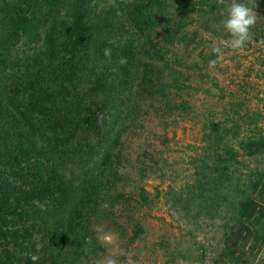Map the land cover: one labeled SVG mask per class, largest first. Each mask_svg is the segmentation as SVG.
<instances>
[{"label": "trees", "instance_id": "1", "mask_svg": "<svg viewBox=\"0 0 264 264\" xmlns=\"http://www.w3.org/2000/svg\"><path fill=\"white\" fill-rule=\"evenodd\" d=\"M91 1L0 0L3 4L0 7V24H3L0 26V233L26 220L27 207L33 206L35 211L42 212V204L56 200L67 210L62 223L71 226L69 231L63 230L65 235L69 232L64 244L60 239L43 242L38 259L28 258L27 264L45 261L59 264L65 252L75 255L85 251L91 237L87 221L98 211L103 216L107 196L118 195L115 190L124 168L126 147L121 141L122 124L129 116L134 119L149 109L148 102L141 101L144 97L137 100V95L149 94L151 105L167 117L166 111L180 106L191 108L187 100L177 102L174 94L168 93L172 87L190 88L189 76L178 70L168 72L170 80H167L160 67L157 77L152 73L156 70V58H164L162 48L153 42L155 37L159 38V44L173 41L188 20H194L189 15L192 12H199L206 21L222 24L227 5L232 2L123 0L124 11L143 40L141 45L146 57L141 69L135 72V78L139 79L138 91L129 99L131 110L126 116L115 106L118 97L109 93L113 73L106 75L104 71L118 68V59H133V55L126 57L131 52V40L128 41L131 36L122 32L120 39L112 43L107 39L98 41L99 32L102 35L111 32L95 23ZM173 9H178L179 17L173 16ZM215 10L222 14L223 18L217 17L220 21L208 17L209 11ZM36 42L40 43L33 46ZM148 44L151 46L147 47ZM20 45L27 48L22 49ZM105 49H111L110 56L104 55ZM99 58L101 62L108 61L103 64L105 69L101 63L96 65ZM100 90L105 94H99ZM229 116L233 117L230 113ZM233 119L232 126L214 119L209 122L205 137L210 143L205 147L208 153L205 163L181 193L185 194L186 201H191L197 196L195 189L204 191L207 185L208 189L216 186L214 192L218 197L230 184L229 192L235 191L239 196L232 202L234 216L224 232L221 257L224 264H254L251 255L255 261L264 258V172L252 170L246 179L242 174L237 175L241 157L234 144L241 145L248 155H259L264 152V132L246 135L231 145L226 141L227 134L239 128L238 118ZM139 147L143 149L141 144ZM74 176L80 181L73 179ZM86 185L91 192L84 190L85 196L95 198L91 211L82 205ZM116 199L111 205L115 202L127 206L125 224L130 222L140 232L141 224L134 212L135 199ZM10 242L0 238V247ZM9 253L8 248L1 250L0 264L13 260Z\"/></svg>", "mask_w": 264, "mask_h": 264}, {"label": "rangeland", "instance_id": "2", "mask_svg": "<svg viewBox=\"0 0 264 264\" xmlns=\"http://www.w3.org/2000/svg\"><path fill=\"white\" fill-rule=\"evenodd\" d=\"M236 2L245 3L257 12V23L251 29V41L239 50L223 46L222 42L230 39L225 28L217 21H206L199 12L189 14L194 16V20H188L173 41L159 44V38L153 33V42L162 48L164 58H156V70L152 73L157 77L160 67L167 80H170L168 72L178 70L189 76L190 88L181 90L172 87L168 88V93L174 94L177 102L187 100L191 108L180 106L171 112L166 111L167 117L151 105L149 94L144 92L137 95V100L144 97L141 101L148 102L149 109L134 119L129 116L122 124L121 141L126 147L124 168L115 190L118 195L113 198L107 196L103 216L98 211L93 219L87 221L91 237L85 251L75 255L65 252L59 264H103L106 257L115 259L116 264H224L225 260L221 257L224 232L229 222L233 221L232 202L239 194L229 192L228 184L217 197L214 192L216 186L208 189L206 185L207 190L196 188L197 196L186 201L181 190L194 181L197 171L205 163L208 154L205 147L210 143L205 133L212 119L232 126L233 118H238L239 128L227 134L226 141L231 145L246 135L260 130L264 132V0ZM125 3L123 0H92L89 6L92 7L91 15L95 23L99 22L101 27L111 32L109 35L99 32L98 41L107 39L112 43L120 39L122 32L131 36L128 37L131 52H127L126 57L133 55V59H126L125 64H120L118 59L119 67L116 69L104 67L103 64L108 61L101 62L100 58L96 63L106 68V75L113 73L109 93L118 97L115 106L126 115L131 110L129 99L138 91L139 79L135 78V72L141 69L146 57L141 45L143 40L124 11ZM209 12L208 17L223 18L216 10V13ZM179 15L178 9L174 10L173 16ZM160 31L165 33L161 28ZM135 38L138 40L134 42ZM38 43L32 45L37 46ZM214 45L222 47V59L214 68H210L209 61L217 59L212 52ZM20 47L27 48L24 45ZM109 63L113 62L110 60ZM168 66L171 69L168 70ZM98 93L105 94L102 90ZM234 145L241 157L237 175L242 174L246 179V174L252 170L264 172V152L251 156L241 145ZM90 149L92 151V147ZM73 179L80 181L78 176ZM84 190L91 192L87 185L83 186V197L86 195ZM123 193L125 196H120ZM208 196L213 199L210 200ZM125 197L130 201L135 199L134 212L141 224L138 233L130 222L125 224L127 206L115 202L111 205L114 198L122 201ZM92 200L95 198L85 196L82 204L85 210L91 211L94 205ZM59 204L58 200L42 204V212L35 211L33 206H23L27 207L24 211L26 220L0 233L1 239L11 240L8 245L0 247V253L5 248L10 249L12 254L9 257L13 260L9 264H27L28 258L38 259V250L43 242L60 239L64 244L69 232L65 235L63 230L69 231L71 226L62 223L66 220L67 210ZM113 205L114 208H111ZM106 234L113 236V243L104 242ZM251 261L264 264L262 257L255 261L251 255ZM44 264L50 263L45 261Z\"/></svg>", "mask_w": 264, "mask_h": 264}, {"label": "clouds", "instance_id": "3", "mask_svg": "<svg viewBox=\"0 0 264 264\" xmlns=\"http://www.w3.org/2000/svg\"><path fill=\"white\" fill-rule=\"evenodd\" d=\"M219 4H224V0H218ZM226 18L222 21L223 27L230 36L229 40L223 41V46L230 47L233 50H239L245 46L246 43L251 41L253 29L257 23V12L248 7L244 3H238L236 0H232L227 5ZM212 52L216 54L217 59L209 61V67L214 68L219 59H222V47L214 45ZM105 56L111 55V49L104 50ZM127 61L125 58H121L119 63L125 64ZM104 242L108 244L113 243V236L106 234L103 237ZM103 264H116V260L112 257H106Z\"/></svg>", "mask_w": 264, "mask_h": 264}]
</instances>
